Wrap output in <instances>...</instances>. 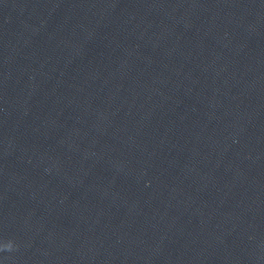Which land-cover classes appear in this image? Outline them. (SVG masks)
Returning a JSON list of instances; mask_svg holds the SVG:
<instances>
[{"label":"water","instance_id":"95a60500","mask_svg":"<svg viewBox=\"0 0 264 264\" xmlns=\"http://www.w3.org/2000/svg\"><path fill=\"white\" fill-rule=\"evenodd\" d=\"M0 264H264V0H0Z\"/></svg>","mask_w":264,"mask_h":264}]
</instances>
